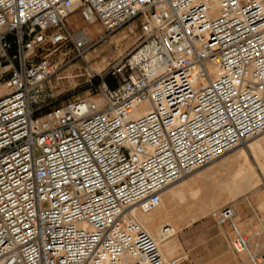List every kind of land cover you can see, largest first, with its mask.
Listing matches in <instances>:
<instances>
[{
  "label": "built area",
  "instance_id": "2783aa9c",
  "mask_svg": "<svg viewBox=\"0 0 264 264\" xmlns=\"http://www.w3.org/2000/svg\"><path fill=\"white\" fill-rule=\"evenodd\" d=\"M137 20L131 49L90 70L97 43ZM58 54L83 62L92 95L54 91ZM262 134L264 0H0V264H179L131 212ZM209 217L264 264V217L253 250L230 205Z\"/></svg>",
  "mask_w": 264,
  "mask_h": 264
},
{
  "label": "crops",
  "instance_id": "0c3cea01",
  "mask_svg": "<svg viewBox=\"0 0 264 264\" xmlns=\"http://www.w3.org/2000/svg\"><path fill=\"white\" fill-rule=\"evenodd\" d=\"M214 163H211L210 166ZM224 176H230L231 181L222 183L221 179ZM233 179L232 174L221 173L212 167L211 169L196 171L184 181L177 182L178 184L172 187L175 189V195L172 198L171 196H165V191L162 192L165 205L164 211L168 214L165 224L170 225L174 232L172 237L163 241L162 252L164 257L176 258L178 247L175 237L186 229L184 227L186 224H183L180 220L185 222L187 219L192 221L197 217L200 219L209 217L207 212L210 206L214 205L218 207L216 209L226 205L233 208L232 224L242 234L250 238L251 250H253L254 244H258L261 240L260 237L255 236V233L262 229L260 220L264 217V212L259 207L264 210V195L250 193H247L248 195L245 197L238 195L242 191L234 187ZM257 187L258 185L246 189ZM209 191L210 194L208 195ZM183 197H189L191 201L198 205L197 212L181 213L179 211L177 201ZM225 202L227 204H224ZM170 219H173L174 224L168 222ZM232 238L233 232L230 224L219 227L213 236L200 240L196 253L182 246L183 254L180 257L181 262L179 264H249L245 254H235L231 250L230 242Z\"/></svg>",
  "mask_w": 264,
  "mask_h": 264
},
{
  "label": "rangeland",
  "instance_id": "374dc122",
  "mask_svg": "<svg viewBox=\"0 0 264 264\" xmlns=\"http://www.w3.org/2000/svg\"><path fill=\"white\" fill-rule=\"evenodd\" d=\"M71 24V28L74 30L78 28H85L87 31H89L88 35L91 41H97L102 36V29L97 23L93 25H84L79 20L72 18ZM142 30L143 27L141 25V22L137 20L116 31L114 34L108 36L107 38L101 40L97 43L94 51L88 53L86 57V65L90 70H93L94 72L101 71L109 63H112L114 60H116L121 54L129 51L132 45L134 44L135 40L141 34ZM68 50L69 49L66 48L63 50V52L68 53ZM69 56L64 57L65 62L69 61ZM62 59L63 56L61 54L56 55L54 58V63L59 65L55 75L51 79V86L54 88V91L58 94H61L66 100L86 98L92 95L94 93V90L89 87L88 83L86 82V75L81 69L84 65L83 62L70 61L65 65H61ZM261 139H264V134L232 150L233 152L238 150L243 151V153L246 155L247 160L250 163V166L253 168L257 178L259 179V184L257 188L245 189L240 194H238L240 196L245 197L248 195L247 193L264 195V153L262 151L260 155H255L252 151V146ZM232 151L222 157L231 155L233 153ZM215 165H208L197 171L211 169ZM193 174L194 172L184 177L180 181H184ZM224 181L225 183L230 182L231 177H222L221 182L223 183ZM177 184L178 183L174 185ZM207 194L209 195L210 191ZM226 198L228 199L229 197ZM177 202L179 207L178 209L181 213H195L198 210V205L191 201L189 197H183L182 199H178ZM224 204H227V202H225ZM216 208L218 207H216L215 205L210 206L207 214H209L212 210H215ZM259 209L264 212L261 207H259ZM180 221L183 224H186L184 226L186 227V229H184L180 234H177V236L175 237L178 247L176 255L177 259H180L181 255L183 254L182 246H185L186 249L192 251L193 253H196L200 240L213 236L216 233L217 229L219 227H222L217 226L210 217H205L202 219L197 217L192 221H189L188 219L185 222L184 220ZM168 222L174 224L173 219H170Z\"/></svg>",
  "mask_w": 264,
  "mask_h": 264
},
{
  "label": "bare ground",
  "instance_id": "6f19581e",
  "mask_svg": "<svg viewBox=\"0 0 264 264\" xmlns=\"http://www.w3.org/2000/svg\"><path fill=\"white\" fill-rule=\"evenodd\" d=\"M136 59H139V55L136 56ZM252 151L255 155H260L262 151L264 153V139L256 142V144L252 146ZM217 160L214 161L216 163L213 162L214 165L216 164L214 169L224 174H232L234 177V187H236L238 190L243 191L247 187H254L259 184V179L257 178L253 168L250 166V163L243 151H235L231 155L221 157ZM173 186L174 185H171L164 190L165 196H171L172 198L175 195V189L172 188ZM164 208V197L161 195L159 207L155 211L148 214H142L137 210H133L131 212L135 220L139 222L146 232L155 239L162 256L164 244L163 241L158 237V229L161 225L165 224L168 219V214L166 211H164Z\"/></svg>",
  "mask_w": 264,
  "mask_h": 264
},
{
  "label": "trees",
  "instance_id": "16d2710c",
  "mask_svg": "<svg viewBox=\"0 0 264 264\" xmlns=\"http://www.w3.org/2000/svg\"><path fill=\"white\" fill-rule=\"evenodd\" d=\"M106 83H107L109 86H112V82H111V79H110V78H107V79H106Z\"/></svg>",
  "mask_w": 264,
  "mask_h": 264
}]
</instances>
